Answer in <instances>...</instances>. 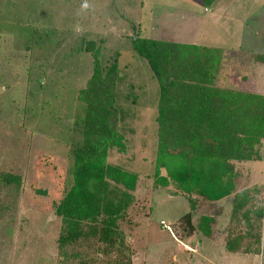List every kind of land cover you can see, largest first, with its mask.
I'll return each instance as SVG.
<instances>
[{
	"label": "rangeland",
	"instance_id": "obj_1",
	"mask_svg": "<svg viewBox=\"0 0 264 264\" xmlns=\"http://www.w3.org/2000/svg\"><path fill=\"white\" fill-rule=\"evenodd\" d=\"M213 2L0 0V175L19 177L0 181V264H77L58 252L62 223L49 207L53 196L34 189L53 192L51 176L37 174L38 156L57 160L68 172L69 149L80 140L72 128L84 107L77 93L92 71L91 55L77 49L82 38L99 44L104 66L117 57V127L126 148H110L107 161L138 175L134 201L118 222L131 264H262L264 217L259 254L227 253L226 232L243 229L228 223L232 196L212 204L196 198L191 210L180 191L152 186L158 83L133 49L134 38L218 46L221 83L264 95V0ZM232 49L236 62L225 58ZM259 150L261 160L234 164L237 190L250 189L253 205L264 208V139ZM188 211L192 224L204 213L215 217L212 239L190 232L180 220ZM85 244L69 251L82 252L94 264L105 262L107 256L96 258Z\"/></svg>",
	"mask_w": 264,
	"mask_h": 264
},
{
	"label": "trees",
	"instance_id": "obj_2",
	"mask_svg": "<svg viewBox=\"0 0 264 264\" xmlns=\"http://www.w3.org/2000/svg\"><path fill=\"white\" fill-rule=\"evenodd\" d=\"M132 41L158 83L152 186L180 191L191 210L196 198L212 204L232 196L228 223L237 222L243 229L226 232L222 247L227 253L259 254L264 208L253 205L250 189L237 190L240 176L234 162L261 160L264 95L221 83V48L145 37ZM77 49L92 57L91 74L77 93L83 111L72 126L80 140L69 149L68 172L57 160L38 156L37 174L51 176L53 192H34L53 196L49 207L62 223L56 242L63 259L94 264L82 252L69 251L86 243L96 258L107 256L102 264H131V250L118 222L134 201L138 175L107 161L110 148H126L117 127V57L104 66L99 44L85 38ZM0 181L19 182V177L2 174ZM181 219L190 232L196 229L207 239L215 235L213 215L201 214L192 224L188 211ZM245 240L250 243L244 246ZM262 253L264 264V246Z\"/></svg>",
	"mask_w": 264,
	"mask_h": 264
},
{
	"label": "crops",
	"instance_id": "obj_3",
	"mask_svg": "<svg viewBox=\"0 0 264 264\" xmlns=\"http://www.w3.org/2000/svg\"><path fill=\"white\" fill-rule=\"evenodd\" d=\"M213 3H214V2H213ZM213 3H212V4H213ZM219 41H220V42H219V44H220L221 41H222V39H220ZM205 46L218 47V46H212V45H205ZM218 48H219V47H218ZM241 48H242V47H237V48H236V49H238V51H237L238 54H240ZM236 49H232L231 53H228L227 56L225 57V58H227V59H229V60L232 59V60H230V62H231V61H232V62H236V60H238V57H236V53H237V52H236ZM238 54H237V55H238ZM238 56H239V55H238Z\"/></svg>",
	"mask_w": 264,
	"mask_h": 264
}]
</instances>
